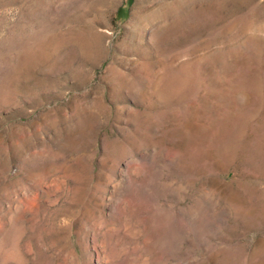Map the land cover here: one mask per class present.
I'll return each mask as SVG.
<instances>
[{
    "label": "rangeland",
    "instance_id": "1",
    "mask_svg": "<svg viewBox=\"0 0 264 264\" xmlns=\"http://www.w3.org/2000/svg\"><path fill=\"white\" fill-rule=\"evenodd\" d=\"M0 264H264V0H0Z\"/></svg>",
    "mask_w": 264,
    "mask_h": 264
}]
</instances>
